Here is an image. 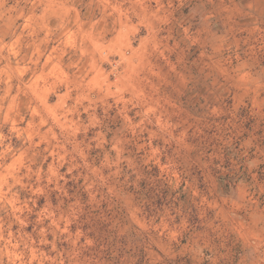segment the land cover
<instances>
[{
    "label": "clouds",
    "instance_id": "obj_1",
    "mask_svg": "<svg viewBox=\"0 0 264 264\" xmlns=\"http://www.w3.org/2000/svg\"><path fill=\"white\" fill-rule=\"evenodd\" d=\"M0 264H264V0H0Z\"/></svg>",
    "mask_w": 264,
    "mask_h": 264
},
{
    "label": "rangeland",
    "instance_id": "obj_2",
    "mask_svg": "<svg viewBox=\"0 0 264 264\" xmlns=\"http://www.w3.org/2000/svg\"><path fill=\"white\" fill-rule=\"evenodd\" d=\"M209 159L211 160L212 157H209ZM215 159L217 161V163H219L220 161H222L223 159V154L219 149H216L215 151ZM196 163L203 169V165L200 164V161L197 160ZM208 169L209 171L206 172V178H205V183L203 186H201L205 191L209 192L210 194H215L217 192H220L223 190V180L219 179L217 177V173L219 172V168H213L211 164H208ZM223 174L221 173V176ZM165 183H167L165 181ZM180 181H176L174 183H168L167 184V190L169 193H174L175 196L172 197H168V199L166 201H164L165 205L167 204H172L174 206H176L177 208L180 207V196L183 195L185 197V199H187L189 197V192L187 191V189L185 188L183 191H181V189L178 187V185L180 184ZM161 187H163V184L161 185ZM197 189L193 188L192 191L195 192ZM159 193V189L156 192H153L152 195L155 198L156 195H158ZM166 194V193H165ZM163 208L161 209V212H163ZM203 214V213H201ZM194 219V217H193Z\"/></svg>",
    "mask_w": 264,
    "mask_h": 264
}]
</instances>
